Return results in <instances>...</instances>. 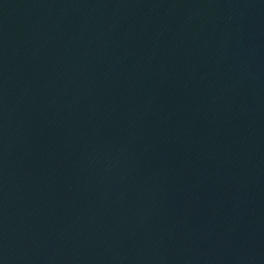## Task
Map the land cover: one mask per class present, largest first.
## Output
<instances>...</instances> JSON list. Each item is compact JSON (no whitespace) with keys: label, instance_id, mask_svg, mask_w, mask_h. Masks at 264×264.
Wrapping results in <instances>:
<instances>
[{"label":"water","instance_id":"water-1","mask_svg":"<svg viewBox=\"0 0 264 264\" xmlns=\"http://www.w3.org/2000/svg\"><path fill=\"white\" fill-rule=\"evenodd\" d=\"M0 264H264V0H0Z\"/></svg>","mask_w":264,"mask_h":264}]
</instances>
